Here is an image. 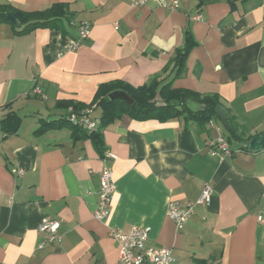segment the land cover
I'll return each mask as SVG.
<instances>
[{"label": "crops", "instance_id": "1", "mask_svg": "<svg viewBox=\"0 0 264 264\" xmlns=\"http://www.w3.org/2000/svg\"><path fill=\"white\" fill-rule=\"evenodd\" d=\"M179 1L172 9L157 0L136 8L131 0H0L26 11L62 2L71 12L60 29L22 35L0 20V264H118L111 228L134 226L150 227L148 244L172 248L177 264H264V151L232 138V155L211 154L212 138L228 139L222 121L200 127L183 116L125 114L103 129L111 159L90 138L75 140L68 124L37 131L63 117L60 101L99 116L102 84L170 81L173 59L191 42L174 87L218 96L242 140L264 132V0ZM198 13L202 20L193 19ZM82 22L91 24L89 36L66 50ZM35 85L41 95L32 94ZM10 113L21 120L14 134L3 129ZM105 165L115 190L101 221L94 212ZM208 182L209 203L177 229L170 202L196 201ZM44 216L61 222L62 240L41 248Z\"/></svg>", "mask_w": 264, "mask_h": 264}, {"label": "trees", "instance_id": "2", "mask_svg": "<svg viewBox=\"0 0 264 264\" xmlns=\"http://www.w3.org/2000/svg\"><path fill=\"white\" fill-rule=\"evenodd\" d=\"M8 14H12L17 19L18 26L8 20ZM69 16H71L69 5L62 2L35 11L21 10L8 4L0 5V20L11 22L15 33L20 35L27 34L37 28L60 29L63 19ZM191 46V42H189L185 50L179 51L173 59L176 75L170 81L165 82L161 75H157L148 83L138 87L131 86L123 81L102 84L94 99V103L100 109L99 116L94 114L93 107H88L83 103L72 100L60 101L58 107L65 110L63 117L59 120L45 122L37 131L41 132L50 127H61L63 124H68L72 128V136L75 140L81 137L90 138L104 158L103 129L125 114L136 118L157 117L162 120L183 116L187 121H195L200 127L209 124L213 120L221 121L216 112L217 106L222 105L218 96L199 93L189 94L180 88L174 87V81L177 75L181 73L185 52ZM115 91L126 92L131 97V102L128 103L122 99H110L109 94ZM184 94L193 97L195 101L204 104L206 108L197 112L189 109L182 102ZM88 108H93L92 116L99 120L96 128L87 131L81 126L71 124L70 117L72 114L80 115ZM11 115V113L8 114L3 122ZM229 119L231 124L228 130V140L230 141L233 138L241 142L242 137L238 133V127L232 117L229 116ZM240 148L248 149L242 146Z\"/></svg>", "mask_w": 264, "mask_h": 264}, {"label": "built area", "instance_id": "3", "mask_svg": "<svg viewBox=\"0 0 264 264\" xmlns=\"http://www.w3.org/2000/svg\"><path fill=\"white\" fill-rule=\"evenodd\" d=\"M150 0H131V7L136 8L144 5ZM163 6L170 7L172 9H178L180 7L179 0H172L170 3L168 0H157ZM194 20H202V14L198 13L193 17ZM118 28V26H116ZM79 37L70 40L65 48L66 50H75L79 47L81 42L86 39L91 32V24L89 22H82L79 26ZM32 94H42V90L39 86L35 85L32 89ZM93 108L86 109L82 114H72L70 122L73 125L81 126L87 131H91L97 127L99 120L92 116ZM212 123V121H210ZM209 150L213 155L230 156L232 155V148L228 139L219 134L212 138L209 143ZM115 158V155L105 150L104 159ZM17 176H23L25 169L19 167L15 170ZM115 190V183L113 181V175L111 167L105 165L100 171V188L98 191V202L94 212L95 217L98 220H106L110 214V202ZM213 193V185L208 182L204 185L200 197L196 201H172L168 207V214L174 220L177 229L181 230L185 227L186 223L195 212V208L198 204L209 203ZM259 220L264 222V217L260 216ZM61 222L51 216H44L39 226L41 232L48 234L46 240L42 242L39 247H44L47 244H57L62 240L59 234ZM150 227L134 226L129 232L125 233L121 229L111 228L112 236L117 240L119 244V262L118 264H177V259L174 254V250L168 247H158L148 244L150 238Z\"/></svg>", "mask_w": 264, "mask_h": 264}, {"label": "water", "instance_id": "4", "mask_svg": "<svg viewBox=\"0 0 264 264\" xmlns=\"http://www.w3.org/2000/svg\"><path fill=\"white\" fill-rule=\"evenodd\" d=\"M7 18L8 20L12 21L15 25H19V22L12 14H8ZM109 98L112 100L122 99L128 103H130L132 100L131 97L124 91L112 92L109 94ZM182 102L189 109L195 112L204 110L206 108L204 104H200L199 102L195 101L193 97L187 94L183 95ZM216 112L220 116L222 123L229 130L231 122L225 108L222 105H218L216 108ZM20 123V118L17 115L13 114L3 122V129L9 134H14L18 131ZM239 145L255 152L264 151V132L253 136L249 140H242L241 142H239Z\"/></svg>", "mask_w": 264, "mask_h": 264}, {"label": "rangeland", "instance_id": "5", "mask_svg": "<svg viewBox=\"0 0 264 264\" xmlns=\"http://www.w3.org/2000/svg\"><path fill=\"white\" fill-rule=\"evenodd\" d=\"M225 133L227 134V130L225 129Z\"/></svg>", "mask_w": 264, "mask_h": 264}]
</instances>
